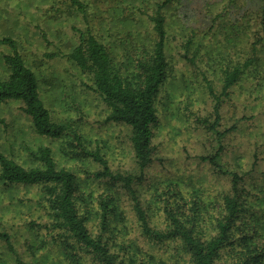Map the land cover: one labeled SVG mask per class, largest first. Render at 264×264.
I'll return each mask as SVG.
<instances>
[{"label": "rangeland", "instance_id": "1", "mask_svg": "<svg viewBox=\"0 0 264 264\" xmlns=\"http://www.w3.org/2000/svg\"><path fill=\"white\" fill-rule=\"evenodd\" d=\"M87 1L92 3L88 8V22L66 17V3L62 4L61 0H0V34L16 38L24 60L38 76L51 118L68 127L60 138L38 135L30 118L18 109V102L0 103V119L3 120L0 121V150L17 161L31 164L40 147L50 148L57 166L76 175L80 210H87L90 212L88 215L94 216L98 209L96 197L111 193L116 196L117 189L94 175L99 166L88 153L98 150L113 169L124 173L134 172L135 165L128 142V127L106 121L107 104L86 86V83L91 84L89 75L80 71L66 56L77 43L74 27L84 31L88 26L99 30L108 49L120 58L119 67L124 72L135 70L138 58L144 57L148 51L149 39L143 22L132 21L133 5L143 0ZM171 2L165 8V14L168 31L166 50L172 69L156 100L159 116L153 128V161L137 185L141 205L154 226L163 222L162 201L174 188L173 183L179 182L178 187L182 190L177 193L178 202L182 204L179 211L190 215V207H194L196 202L206 203L211 205L206 219L215 212L213 205L218 199L217 193L229 187L226 180L213 172L207 160L201 158L213 153L216 143L215 135L209 134L206 126L214 120L212 106L215 100L208 97L202 72L209 77L218 94L225 61L244 59L251 44L257 42L259 35L256 33H262L261 27H264L261 21L264 0ZM142 8L147 11L155 6L148 2L142 4ZM192 34L196 39L187 50L188 57L184 58L183 44ZM197 42L200 43L198 51ZM257 46L264 57V39ZM8 51L0 47L2 77L7 74L2 52ZM58 54L61 55L53 57ZM248 70L241 83L234 87L230 98L222 104L219 128L226 127L225 123L239 122L237 118L242 115L256 114L254 124L240 122V129L230 144L228 140L226 142L234 163L242 160L244 167H248L244 154L251 149L252 142L264 140V86L258 85V88L255 77L264 76V62L250 66ZM258 190L261 197L264 179L260 180ZM38 191L37 187L17 186L10 190L0 187V204L10 202L13 210L9 218L4 215V227L11 233L16 248L20 246L24 251L28 258L25 260L30 264H68L69 259L64 256V241L60 240L63 237L49 228L51 219ZM256 200L251 206L258 207ZM119 208L121 220L113 223L117 226L114 233L115 236L118 232L124 235L122 238L117 236V239H135L141 245L139 247H146L128 195L120 199ZM244 219L242 224L238 222L240 230L260 232L259 223L264 222V211ZM202 225L204 228L209 226L205 220ZM164 249L168 254H175V249L169 244ZM165 259L172 261L173 257Z\"/></svg>", "mask_w": 264, "mask_h": 264}, {"label": "trees", "instance_id": "2", "mask_svg": "<svg viewBox=\"0 0 264 264\" xmlns=\"http://www.w3.org/2000/svg\"><path fill=\"white\" fill-rule=\"evenodd\" d=\"M61 1L62 4L66 3V17L88 22L90 1ZM171 1L143 0L133 5L132 21L143 22L148 29L149 40L148 51L144 57L138 58L135 70L131 72L121 70L120 58L111 53L99 30L89 26L85 31L74 27L77 43L66 56L80 71L89 75L91 84L86 83V86L107 104L106 121L128 127V142L135 165L134 172L124 173L113 169L98 150L88 153L99 166V171L94 175L117 189L116 196L111 193L96 197L98 209L94 216L88 215L90 212L87 210H80L76 175L71 170L57 166L50 148L40 147L31 164L17 161L0 150V187L7 190L17 186L38 188L42 205L51 219L49 228L63 237L60 240L64 241V256L69 259L68 264H264V228L261 229L264 222L259 223L260 232L252 230L249 233L246 229L240 230L238 225V222L242 224L243 218L247 220L253 213L264 211V193L260 197L258 192L260 180L264 179V140L256 139L251 149L245 152L248 167L242 165V160L234 163L226 143L228 140L230 144L235 132L240 129V122L254 124L256 114L242 115L237 118L239 122L225 123L227 126L219 130L222 104L230 98L234 87L241 83L249 67L264 62L261 48L257 46L264 39V27H261L262 33H256L259 35L257 42L251 44L244 59L225 61L221 68L218 94L209 77L202 72L208 97L215 100L212 106L214 120L206 126L208 133L215 135L216 143L213 153L201 158L207 160L213 172L226 180L229 186L226 190L219 189L218 199L213 205L214 214L206 219L211 205L202 202L190 207V215L179 211L182 204L178 202L177 193L182 190L177 182L173 183L174 188L162 201L163 222L154 226L137 194V185L153 161V128L159 116L156 100L172 69L166 50L168 31L165 14V8ZM148 2H153L155 8L144 11L142 4ZM127 7L130 8V5ZM261 16L264 26V10ZM195 37L192 34L183 44L184 58L188 57L187 50L195 42ZM226 39L225 35V42ZM199 45L197 42L196 51ZM0 47L10 50L2 52L7 74L5 77L0 76V103L18 102V109L30 118L36 134L50 138L63 136L68 127L51 118L42 97L38 76L24 60L16 38L0 34ZM255 77L257 87L264 86V76ZM127 195L132 201L146 247H139L141 245L131 238L119 241L117 236L122 238L124 233L118 232L115 236L117 226L113 223L121 220L122 214L120 199ZM200 195L204 199L203 194ZM255 199L258 207L251 206ZM12 211L10 202L0 204V264H30L25 260L24 251L20 250V246L16 248L11 233L4 227V215L9 218ZM204 220L209 224L206 228L202 225ZM167 244L175 249V254L165 252ZM171 257L173 260L167 262L165 258ZM36 261L38 263V259Z\"/></svg>", "mask_w": 264, "mask_h": 264}]
</instances>
